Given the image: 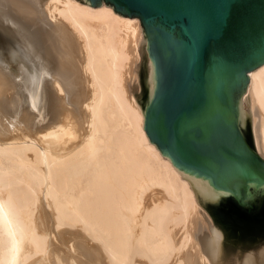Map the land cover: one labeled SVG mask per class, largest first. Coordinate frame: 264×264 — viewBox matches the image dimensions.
<instances>
[{
	"label": "bare ground",
	"instance_id": "1",
	"mask_svg": "<svg viewBox=\"0 0 264 264\" xmlns=\"http://www.w3.org/2000/svg\"><path fill=\"white\" fill-rule=\"evenodd\" d=\"M147 47L104 0H0V264H264L215 222L226 190L145 131ZM247 76L237 123L264 159V61Z\"/></svg>",
	"mask_w": 264,
	"mask_h": 264
},
{
	"label": "water",
	"instance_id": "2",
	"mask_svg": "<svg viewBox=\"0 0 264 264\" xmlns=\"http://www.w3.org/2000/svg\"><path fill=\"white\" fill-rule=\"evenodd\" d=\"M104 1L138 16L147 36L156 73L144 104L149 138L226 190L211 214L229 242L264 243V159L237 123L248 71L264 61V0Z\"/></svg>",
	"mask_w": 264,
	"mask_h": 264
},
{
	"label": "rangeland",
	"instance_id": "3",
	"mask_svg": "<svg viewBox=\"0 0 264 264\" xmlns=\"http://www.w3.org/2000/svg\"><path fill=\"white\" fill-rule=\"evenodd\" d=\"M42 65V66H41ZM41 66V67H40ZM39 68H40V71H43L44 70V65L43 64H39ZM144 76H145V67H144V57L142 58V67H141V71L139 73V82H140V87L139 89L135 92V98L136 100L138 101L139 105L143 106L144 103H145V80H144ZM246 122L244 124L245 127L249 126V119L246 118ZM248 124V125H247ZM251 131V130H250ZM211 210V208L209 209ZM231 244V243H229Z\"/></svg>",
	"mask_w": 264,
	"mask_h": 264
}]
</instances>
